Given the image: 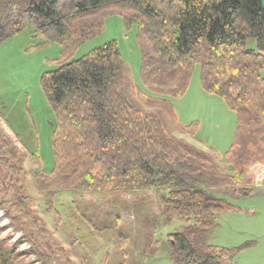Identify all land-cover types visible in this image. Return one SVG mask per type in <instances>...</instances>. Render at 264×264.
Listing matches in <instances>:
<instances>
[{
	"label": "trees",
	"instance_id": "obj_1",
	"mask_svg": "<svg viewBox=\"0 0 264 264\" xmlns=\"http://www.w3.org/2000/svg\"><path fill=\"white\" fill-rule=\"evenodd\" d=\"M110 15L136 25L141 79L156 96L135 85L116 41L68 60ZM28 25L63 49L59 67L41 77L53 111L52 170L45 172L38 153L31 155L49 208L54 211L62 190H155L164 215L187 222L169 235L173 264L231 259L240 248L210 244L208 236L220 215L240 211L219 192L250 196L251 168L264 165L261 0H0V45ZM196 65L204 90L237 114L235 138L223 156L170 134V119L178 130L193 133L165 97L186 92ZM13 154L0 132V207L29 200ZM222 159L233 174L223 172ZM0 264L20 263L12 250L0 249Z\"/></svg>",
	"mask_w": 264,
	"mask_h": 264
},
{
	"label": "rangeland",
	"instance_id": "obj_2",
	"mask_svg": "<svg viewBox=\"0 0 264 264\" xmlns=\"http://www.w3.org/2000/svg\"><path fill=\"white\" fill-rule=\"evenodd\" d=\"M110 41L117 42L135 85L156 96L141 79L137 27L128 26L120 15L106 16L103 29L78 46L68 60ZM62 53L58 41L36 36L32 25L0 45V132L15 149L9 158L23 169L20 179L29 199L21 206L0 207V249L12 250L20 264H173L168 238L187 222L164 215L161 192L62 190L54 198V211L60 217L49 208V196L37 183L38 166L31 155L38 153L42 169L52 170L53 111L41 77L59 67ZM165 98L172 102L181 124L191 125L193 131L192 135L178 130L170 119L172 136L203 151L226 154L235 138L237 114L221 96L204 90L199 65L182 96ZM219 162L223 172L232 173L225 160ZM258 168H251L255 178L250 196L219 192L240 208L220 215L209 232L210 244L240 248L223 264H264V198L257 196L264 191V170L256 177Z\"/></svg>",
	"mask_w": 264,
	"mask_h": 264
},
{
	"label": "crops",
	"instance_id": "obj_3",
	"mask_svg": "<svg viewBox=\"0 0 264 264\" xmlns=\"http://www.w3.org/2000/svg\"><path fill=\"white\" fill-rule=\"evenodd\" d=\"M254 166L259 167V168H258V175H257V173L255 174L256 177H258L260 174H263V170H264V169H262V167H264L263 164H261V163H257V164H255ZM260 167H261V168H260ZM262 188H264V187H262ZM263 190H264V189H263ZM257 196H258V197H261V198H264V191L258 193ZM241 199H243V198H241Z\"/></svg>",
	"mask_w": 264,
	"mask_h": 264
}]
</instances>
